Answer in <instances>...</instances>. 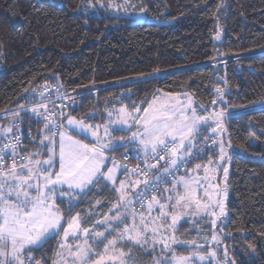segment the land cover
<instances>
[{"label":"trees","instance_id":"obj_1","mask_svg":"<svg viewBox=\"0 0 264 264\" xmlns=\"http://www.w3.org/2000/svg\"><path fill=\"white\" fill-rule=\"evenodd\" d=\"M82 3L0 0V127L18 118L11 112L20 111L21 105L51 98L39 94L45 83L58 86L68 98V116L100 126L115 108L143 107L162 92L192 94L211 109L213 100L220 99L219 88L224 103L218 106L224 111L264 101V0H138L136 9L146 14L141 20L106 11L87 13ZM36 121L25 119L34 132L28 153L35 150L43 129L44 122ZM225 125L222 141L227 147L230 142L233 157L228 216L216 229L223 230L221 244L234 264H264V108L236 112ZM201 156L187 172L196 163L216 159L217 150ZM94 189L73 213L85 216ZM177 232L186 239L195 237L189 222ZM55 241L32 254L52 264ZM128 249L139 264L172 257L161 250ZM176 253L188 251L179 246Z\"/></svg>","mask_w":264,"mask_h":264},{"label":"snow or ice","instance_id":"obj_2","mask_svg":"<svg viewBox=\"0 0 264 264\" xmlns=\"http://www.w3.org/2000/svg\"><path fill=\"white\" fill-rule=\"evenodd\" d=\"M216 39H219V33ZM216 91L223 100L221 89L217 88ZM39 94L44 97V90ZM65 98L58 88L57 100L63 101ZM216 102L213 100V104ZM49 103L52 105L51 111L48 110ZM63 107L58 106L56 100L45 97L30 109L34 116L42 117L44 122L39 137L43 149L32 154L18 155L22 143L18 132L19 124L24 118L30 119L27 117L29 109L21 105L20 111L11 112L13 117L20 119L13 120L7 127H0V137L6 141L0 147V264H33L35 258L32 253L57 238V259L52 264H105L106 261L116 264L117 260L123 264L122 249L126 243L145 249L151 248L153 251L157 245H161L162 253L174 252L170 242L184 243L176 240L174 233L185 215L203 214L216 219L224 215L229 170L227 167L222 168L225 186L216 191L220 186L209 181L215 179L220 166H213L211 169L204 167V174L200 176V163H196L192 170L195 175L186 171L185 176L175 181L171 191L165 189L167 196L153 193V185L145 180L144 188L134 192L132 198H127V189L134 188L139 181L130 180L127 185L125 181H120L119 187H113L112 191L118 194L114 207L122 208L123 212L116 211L111 217L106 215L103 221L97 219L96 225H103V231L92 230L86 226L81 213L72 214L79 207L81 194L91 192L102 181L116 184L117 164L114 159L111 161L112 167H106V164L111 153L127 148L129 141L138 142L145 157H150L153 161L164 160L167 156L168 163L164 168L168 175L173 174V167L179 169L191 165L197 159H203L200 153L207 155L213 150L207 141L219 147L220 161H230L233 157L225 151L223 142H218L215 137L203 136L208 152L205 149L193 151L194 144L200 143L197 137L206 133L205 125L212 127L213 132L218 128L221 132L224 131L221 123L225 115L223 109L214 113L216 124L213 126L208 124V117L197 113L191 99L186 104L175 100H161L160 103L154 102L143 110L133 106L131 112L121 107L116 120H109L103 126L101 135L100 125H95L93 130V126L86 124L83 119L76 120L75 117L66 115ZM38 108H44L45 111L40 112ZM141 111L144 115H139ZM108 115L111 117L113 114L109 112ZM228 117H232L231 112ZM36 123L40 121L37 120ZM125 129L131 131L128 140L125 139ZM77 132L85 136L90 133L95 142L89 144L82 139H75ZM120 133L125 135H119ZM117 135L118 142H113ZM57 136L58 160L53 147L57 144ZM228 147H231L230 142ZM41 151L48 154L47 159L37 158ZM9 159L10 164L7 163ZM211 163L209 160V164ZM155 166V163L150 165L151 168ZM150 167L146 161L143 169L131 171H137V174L143 171L148 175ZM125 170L128 171L126 166ZM107 186L104 184L105 188ZM201 191L206 199L199 195ZM65 196L68 197L67 201L64 200ZM220 196L224 199H219ZM137 204L140 207L139 212L136 210ZM216 207L219 208V213L215 210ZM65 212L68 214L67 220L64 219ZM216 219L210 220L212 227H216ZM96 225L92 228L95 229ZM212 239H217L215 234ZM101 246L102 254L98 251ZM173 261L175 264H190L184 256H173L167 264H173ZM35 264L46 262L36 260ZM157 264L164 262L157 261Z\"/></svg>","mask_w":264,"mask_h":264},{"label":"rangeland","instance_id":"obj_3","mask_svg":"<svg viewBox=\"0 0 264 264\" xmlns=\"http://www.w3.org/2000/svg\"><path fill=\"white\" fill-rule=\"evenodd\" d=\"M137 1L138 0H127V2H126V0H101V1H99V3H97V2L94 3V2H91L90 0H83L81 10H83L84 12H87V13H98L100 11H106V12H110L116 16L125 15V16H133L136 19H140V20L145 19L146 18L145 12L139 11L136 9L137 8ZM167 23H171V22H167ZM219 39H220V37H219ZM188 99L192 100L193 107L196 108L197 113L202 114L205 117H208L209 118L208 124L215 126L216 121L214 119V113H218L222 110L220 108V106H218V104H219V102L224 103V99L223 100L219 99V101H217L212 106V108L209 109L207 105H203L192 94H189V93L169 94V93L162 92V93H160V96H158L155 100H153V102L151 104H154V102L156 104H158V103H160L161 100H175V101H179L183 104H186L188 102ZM123 107L127 111L131 112V110H129L126 106H123ZM259 108H264V101L257 103V104L247 106V107H243L237 111L231 110V109L226 110L224 117L221 119V123L223 124V127H224L223 132H221L219 128L216 130V132H213L212 127H208L207 125H205L204 127L209 130V132H208L209 137H215L218 142L222 141V138H223L225 130H226L225 119L228 117L229 112H231L232 114H235L236 112L241 113L244 111H249V110H254V109H259ZM120 109L121 108H115L113 110V112H112L113 115L110 117V120H113V121L116 120L117 113H119ZM139 115H144V113L141 112ZM76 120H78V119H76ZM108 122H109V120H108ZM86 124L91 125L89 123H86ZM0 126H2L1 123H0ZM115 126L120 127L119 125H115ZM66 127H67V122H66ZM93 130H95V128H93ZM133 130H135V129H133ZM125 132H127L125 135V139L128 140L131 136V131H128L127 129H125ZM100 134L101 135L103 134V126L100 127ZM74 138L75 139H82V141L84 143H89V140H91V142H93V143L95 142L90 133L85 136V135H81L77 132V134L74 136ZM198 138L199 137H197V139ZM1 139H2V137H0V140ZM55 139L57 140V142L59 141L58 136ZM118 140H119V136H115L113 142H118ZM91 142L89 144H91ZM45 143H47V142H45ZM134 143L137 144V146H139L142 149V146L138 142L129 141L128 145L129 144L133 145ZM252 143H255V139L252 140ZM223 144L225 145L224 142H223ZM197 145H199V143L194 144L193 151L195 149H197ZM42 149H43V145H41V148H39V150H42ZM215 149L217 150V158L212 160L211 164H209V162L205 163V164H201L202 167L199 170V174H200V176H203L204 167H208L209 169H211L213 166L219 165L220 167L217 170L215 179L210 180L209 182L214 184V185L218 184L220 187L216 191H220L225 186L222 168L227 167L229 172H230L231 160L227 161V158H226L227 162L220 161L219 157H218L219 147L216 146ZM225 151L229 154V149L226 145H225ZM35 152H37V150H34L32 153H35ZM56 153H57L56 154V158H57L58 152H56ZM47 155H48L47 153H45L44 151H41L40 155L37 158H39L41 160L47 159ZM193 169H195V167H193L191 170L188 171V173L190 175H195V173L192 171ZM183 176H185V174L178 175L175 178V180L171 183V185L168 186L166 189H169V191H171L172 185L175 183V181H178ZM131 177H132L131 180H134V179L136 180L138 178V177L136 178V176H131ZM228 177H229V175H228ZM137 181H139V183H137V184H141V185L143 184L140 179ZM227 187H228V181H227ZM138 191H139V189L135 186L134 188H132L128 192L129 197H127V198H132V194L134 192H138ZM87 193L88 192L86 191V194ZM86 194H81V195L85 196ZM162 195L167 196L168 193L165 191L162 193ZM199 195L203 198L202 191L199 193ZM218 198L224 199L223 196H220ZM203 199H206V198H203ZM228 199H229V188H228L227 198L224 199V215L220 216L218 219H216L215 217H206L203 214H201L200 216L185 215L180 220L179 224L177 225V229H179L180 226L184 222H189L191 225V230L195 231V237L191 238V239L183 238L178 234V232H177L178 230H177L174 233L176 240L183 241L184 243L172 244L170 242V247L172 249H174V252L165 251L163 253L164 254L172 253V257L167 259V257L162 256V257L156 259L152 264H157V261H162V262H164V264H167V262L169 260L173 259V256H175V257H180V256L187 257L190 264H230V263H233L231 255L229 254V251L227 249V246L225 244H221V239L223 237L224 232H223V230L217 231V229H216V227L218 225H220L222 223V221L225 220V218L228 216V208H227L228 207L227 206ZM133 202L135 203V200H133ZM215 210L217 211V213H219L218 207H216ZM83 211L85 212V216H84V213L82 212L81 217H82L83 222L86 221V226H88L92 230L103 231V225H96V220L100 219L103 221L104 217L106 215L111 217L113 215V213H115L116 211L123 212V209L122 208L117 209L116 207H108V210H102L100 207H86V209ZM139 211L140 210H137V212H139ZM75 214L76 213H73V215H75ZM64 219L67 220L65 217H64ZM211 219H216V227H212V225L210 223ZM129 223H131L130 218H129ZM93 225H96L95 229L92 228ZM213 234H215L217 237V239L215 241L212 239ZM193 241L195 243H192ZM58 244H59V238L56 239L55 244H54L55 252L53 253V257H54L53 260L57 259L56 252L58 251ZM128 246H130L132 248H135V247L139 248L140 247V246L135 245V244H127L126 243L124 248L122 249V252L124 253V256L122 258L123 264H139L138 261L135 259L134 252L131 249H128ZM179 246L185 247L186 251H188V254H177L176 248ZM161 247H162L161 245H157L155 247V250H161ZM140 248H142V247H140ZM142 249L145 251H153L151 248H148V249L142 248ZM221 250L223 251L222 256H220V254H219V252ZM98 251L102 254L103 253V247L101 246L98 249ZM213 253H215V255H213ZM117 255H119V253H117ZM201 257H203V259H201ZM35 260H39V259L35 258ZM26 264H27V262H26ZM105 264H111V262L106 261ZM116 264H121V261L117 260ZM173 264H175L174 261H173Z\"/></svg>","mask_w":264,"mask_h":264},{"label":"built area","instance_id":"obj_4","mask_svg":"<svg viewBox=\"0 0 264 264\" xmlns=\"http://www.w3.org/2000/svg\"><path fill=\"white\" fill-rule=\"evenodd\" d=\"M58 88L59 87L56 86V85H51L49 83H45L40 88V91L43 89L44 90V94H55L56 97H55L54 100H56V103H57L58 106H60V105L64 106L63 107V111L67 115V110L69 108L68 98H65L63 101L57 100V89ZM59 92L61 94L60 89H59ZM33 106H36V105H33ZM33 106L27 107V109H29V111L27 112V117H30V119H33V120H41V121H43L42 117H36V116H34L32 114L30 109ZM48 110L49 111L52 110V105L48 107ZM38 111L44 112L45 109L38 108ZM22 114L24 115V113H22ZM19 119L20 118L18 117L15 120H19ZM25 119H29V118H24L22 123L19 124V129H18V132L21 135V140H22V143H21V145L19 147V150H18V155L21 154V153L29 154L26 151V147H27L28 142L30 140H32L33 136H34L33 128L26 126ZM12 122L10 124H8L7 126L11 125ZM9 135H11V134H9ZM5 142L6 141L3 139L2 142H1V146L0 147H2L3 143H5ZM207 143L212 149L216 148V145H211V141H207ZM197 149H205L206 152L208 151V149L205 148V141L203 139L200 141L199 145H197ZM200 155H204V153L202 152V153H200ZM113 159L115 160L117 166L122 168L123 175L125 177L136 176L142 181L143 185H144V181L146 180L148 182V184L153 185L152 192L156 193L158 195H159L160 191L168 185V183H170L173 180H175V178L178 175L186 172L187 169H188V166L180 167L179 169H176V168L173 167L172 168V173H173L172 175H168L165 170L164 171H159L161 165L168 160V157L166 156L164 160H159L158 162L157 161H153V160L150 159V157H145V153L137 145H128L127 148H122L118 152L111 153V155L108 158V163L106 164L107 167L112 166L111 161ZM146 161H147L149 167H150V165L152 163L156 164L155 168H151L150 167V174L145 175V173L143 171H139V174H137V171H131V170H134V169H136V170L143 169L145 167V162ZM7 163L10 164L11 160L9 159L7 161ZM125 166L127 167L128 171L125 170ZM146 204H147V201H145V205ZM136 209L140 210V207H139L138 204L136 205ZM32 256L35 258V256L33 254H32ZM35 261L36 260L34 259L33 260V264H35Z\"/></svg>","mask_w":264,"mask_h":264},{"label":"crops","instance_id":"obj_5","mask_svg":"<svg viewBox=\"0 0 264 264\" xmlns=\"http://www.w3.org/2000/svg\"><path fill=\"white\" fill-rule=\"evenodd\" d=\"M53 96L50 98L51 100H54L55 99V97H56V95L55 94H52ZM158 96H160V94L158 95ZM157 96V97H158ZM156 97V98H157ZM156 98H154L153 100H155ZM153 100L152 101H150L147 105H145V106H139L138 108H140V109H144V108H147L148 106H149V104H151L152 102H153ZM49 106H51V103H49L48 104V107ZM119 108H121V107H119ZM44 109V108H43ZM130 110V109H129ZM131 111H133V110H131ZM111 113L113 112V110L112 111H110ZM141 112H143V111H141ZM140 112V113H141ZM139 113V114H140ZM109 120H110V117H109ZM92 126H93V128H95V124H91ZM65 127H66V121H65ZM41 134H42V132H41ZM121 135H125V134H121ZM91 142V140H89V143ZM91 143H93V142H91ZM135 144V143H134ZM130 145V144H129ZM135 145H137V144H135ZM54 148H55V151L56 152H58V142H57V144L55 145V146H53ZM39 148H41V144L39 143V139H38V143H37V145H36V147H35V150H38ZM29 154H32V152L31 153H29ZM57 154V153H56ZM57 160H58V157L56 158ZM110 167H112V166H110ZM57 171H58V168L56 169ZM165 169H163V171H164ZM137 178V177H136ZM132 179V177H125L124 175H123V171H122V168L121 167H119V166H117V171H116V184L115 185H113V184H111L110 182H107V181H102L101 182V184H100V186H98V187H94L95 189V191L94 192H92V194H90L88 197H89V204H87V207H100L102 210H108V207H114V205L116 204V202H117V199H118V194L117 193H113V192H111L109 189H113V187H119V183H120V181H125V184L127 185L128 184V182L130 181ZM137 180H139L138 178L135 180H131L132 182H136ZM104 184H107L108 186H107V188H105L104 187ZM139 190L141 189V188H144V185L142 184H136L135 185ZM97 189V190H96ZM132 188H128L127 189V191L129 192L130 190H131ZM163 192H165V191H163ZM88 194V193H87ZM86 194V195H87ZM86 195L85 196H80V198H79V204L80 203H82V201L84 200V198L86 197ZM64 200L65 201H67L68 200V197L67 196H65L64 197ZM97 202H99V203H97ZM57 203H59V200L57 201ZM64 217H65V215H64ZM66 218V217H65ZM67 219V218H66Z\"/></svg>","mask_w":264,"mask_h":264}]
</instances>
